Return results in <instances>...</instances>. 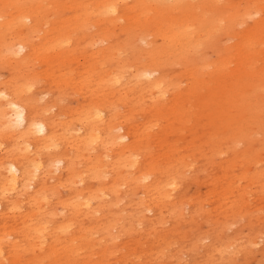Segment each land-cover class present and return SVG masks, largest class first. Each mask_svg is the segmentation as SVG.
I'll return each mask as SVG.
<instances>
[{"label": "bare ground", "instance_id": "1", "mask_svg": "<svg viewBox=\"0 0 264 264\" xmlns=\"http://www.w3.org/2000/svg\"><path fill=\"white\" fill-rule=\"evenodd\" d=\"M156 10L154 19L145 14ZM263 34L264 0H0V67L8 71L0 69V264H182V254L202 246L205 264L264 260V250L251 252L264 236L253 217L248 240L225 237L246 195L264 199V156L256 148L264 151V106L256 101L264 69L250 72L246 55ZM222 35L236 42L222 48ZM140 42L147 53L135 69L123 54L140 51ZM73 50L95 62L80 76L64 72ZM53 52L66 68L54 65ZM109 63L113 70L101 72ZM71 95L80 97L69 108L63 102ZM216 96L241 102L242 120L250 110L263 139L250 136L251 124L238 130L241 119L224 133L221 115L235 118L236 109L221 108ZM134 104L145 111L137 125L134 109L118 111ZM167 114L173 122L151 139L152 119ZM187 120L195 137L187 150L207 159L182 155L173 143ZM155 144L168 151L155 154ZM217 155L232 159L204 164ZM258 159L262 167L250 169ZM201 182L208 191L190 196L188 188ZM199 217L214 228L188 235L183 252L176 230Z\"/></svg>", "mask_w": 264, "mask_h": 264}, {"label": "rangeland", "instance_id": "2", "mask_svg": "<svg viewBox=\"0 0 264 264\" xmlns=\"http://www.w3.org/2000/svg\"><path fill=\"white\" fill-rule=\"evenodd\" d=\"M147 2V1H146ZM143 7L141 8V9H145L146 8V5H142ZM145 6V7H144ZM236 5H234V4H231L230 6H229V10L231 9V8H233V7H235ZM141 9H136L135 10V12H134V14L135 15H137L138 13L139 14H141ZM137 10H140V11H137ZM153 12V13H152ZM155 11H149L148 13H145V14H149L150 16H152V19H154V16L156 17L157 16V14H158V12H157V10H156V12L154 13ZM134 14H130V16L132 15V16H134ZM138 14V15H139ZM152 14V15H151ZM154 14V15H153ZM137 15V16H138ZM179 16V13L178 14H176V13H174L173 14V17H178ZM232 39V38H231ZM235 39L233 38L232 39V42H231V40H229V39H227L226 38V36H224V35H222L221 36V46H222V48H224V45H226L227 47H229V46H231V45H233L235 42ZM239 41V40H238ZM227 42H228V44L230 43V45H228L227 44ZM233 43V44H232ZM259 44V50H258V52L256 53V54H254L253 52V50H252V48L254 47V46H256V45H258ZM146 47L145 45L143 46V43L141 44V42H140V47ZM140 48V51H138V50H132V49H130L131 51H133V52H131L129 49H127V52H125L123 55H124V58H126L127 57V55H128V57H127V59H129L128 60V62H129V64L130 65H132V64H135V62H136V64L135 65H132V66H135V69H137V68H139V67H141L140 65H141V63L143 62V63H145L144 61V59L143 58H145L144 56H143V52H142V49H145V48ZM74 49V48H73ZM135 51V52H134ZM138 51V52H137ZM147 51V49H145V52ZM74 52H75V54H74ZM83 51H81V53H80V50H77V51H75V50H73V52H71V55L72 54H74V56L72 55V57H71V59H70V61H71V69L69 68V69H64V72H66V71H68L69 72V74H70V72L72 71V69H74V71H72L71 73H73V75L75 74L76 75V73H77V75L78 76H80L81 74H84L85 72L84 71H86L90 66H93L94 65V61L90 58L89 59V57L88 58H86L88 55H86V54H84V53H82ZM55 53V54H54ZM77 53V54H76ZM137 53H140V55L141 56H139V54L137 55ZM147 53V52H146ZM223 53H225V51H223L222 53H220V55L219 56H216V55H214V58H213V60L214 61H220V59H221V57H222V54ZM60 54V53H59ZM83 54V55H82ZM134 54V55H133ZM247 54H249V56L248 57H251L250 59H251V62H250V66H249V71L250 72H258L260 69H264V34L258 39V41L256 40L255 41V43H254V45L252 46V47H250L249 49H248V52L246 53V55ZM250 54H252V55H250ZM49 55H51V56H49ZM49 57L55 62V66H57L60 70L61 69H63V68H66L68 65H67V63H63V62H61V61H59L60 59H61V57L63 56V54H61V55H59V57L58 56H56V55H58V53H56V52H53V53H49ZM82 55V56H81ZM126 55V56H125ZM54 56V57H53ZM78 56H80V57H78ZM74 57V58H73ZM76 57H77V59H76ZM139 57V58H138ZM56 58H57V60H56ZM82 58H84L83 60H82ZM59 59V60H58ZM72 59H74L73 61L74 62H72ZM76 60V61H75ZM79 60V61H78ZM82 60V61H81ZM87 60H88V64L89 65H87V67H85V64H86V62H87ZM142 61V62H141ZM239 60L236 58L234 61L233 60H231L230 61V63L228 64V68H229V71H230V73L231 74H235V70L236 69H238V67H239V63L238 64H236V62H238ZM133 62V63H132ZM139 62V64H137ZM58 63V64H57ZM60 63V64H59ZM62 63H63V65H62ZM93 65H92V64ZM83 64V65H82ZM236 64V65H235ZM66 65V66H65ZM80 65V66H79ZM107 65H108V67H107ZM113 65V66H112ZM111 65V63H109V64H105L104 66L106 67H104V68H100V71L102 72V71H105V72H110V71H112L113 70V68H114V64H112ZM138 65V66H137ZM44 66V65H43ZM61 66H62V68H61ZM63 66H65V67H63ZM76 66H77V68H76ZM83 66L85 67V69H83ZM110 66V67H109ZM45 67V66H44ZM46 68V67H45ZM81 68V69H80ZM181 67H176V70H180V72H183L185 69H183V67L180 69ZM0 69H2L1 67H0ZM38 69H40L41 70V72H43L42 70L44 69V68H38ZM101 69H103V70H101ZM109 69V70H108ZM134 68H133V70H135ZM2 70H4V73L5 74H7V70H5V69H2ZM39 70V71H40ZM45 70V69H44ZM234 70V71H233ZM140 71V70H139ZM67 72V73H68ZM180 72H178L177 73V75H180ZM176 74V73H175ZM72 75V74H71ZM74 75V76H75ZM205 75H203L202 77H204ZM260 79V78H259ZM169 80H171L170 78H169ZM173 81H178L179 80V78L178 77H175V78H173L172 79ZM96 83L94 82V80H92L91 81V84H90V87H91V90L92 91H94L93 92V97H92V99H97L100 95L99 94H97V91H95L96 90V88H97V86L95 85ZM182 85H183V87H182ZM181 87L183 88H181V92H182V94H188L189 92H190V90H189V88H188V83H183V84H181ZM207 87L205 86V87H203L201 90H200V95L201 96H208L209 95V90H208V88L206 89ZM206 89V90H205ZM189 91V92H188ZM204 91V92H203ZM41 95H38L37 97L39 98ZM77 95H71L69 98H67L64 102H63V105H64V103H67V105L65 104L64 106H66V107H69V108H72L74 105H76V103H77V100L75 101V98L77 99L78 98V96L76 97ZM73 97V98H72ZM75 97V98H74ZM80 97V96H79ZM71 99V100H70ZM215 100H216V102L218 103V104H220V107L221 108H231V109H236V113H235V115H236V117L235 118H233L232 117V114L234 113L233 111L232 112H230L229 113V115H227V114H222L221 115V120H220V124H221V126L223 127V129H225L224 130V133L225 132H227V130L228 129H231V128H233V127H230V125H231V123H232V121H233V119H236V121L234 122V125H236L237 126V124L240 122V119H241V114L239 115V109H237V106L241 103V102H239L238 104H234L233 103V101L231 100V96H226V97H224V99L222 100V102H221V100L219 101V96H216L215 98H214ZM68 101V102H67ZM192 105H194V106H198L199 105V103H200V101L197 99V98H194V97H190L189 98V100H188ZM243 101H244V99H243ZM256 101L258 102V101H260V103H261V105L262 106H264V90H259V93H258V95H257V97H256ZM141 102H143V101H141ZM186 102H187V100H186ZM166 106V105H165ZM165 106H162V108L163 107H165ZM169 107H170V104L168 105ZM121 108V109H120ZM119 109H118V111L121 113V114H127L129 111H130V109H134L135 110V112H134V115H135V118H134V120L133 119H131L132 120V122L135 124V125H137L140 121H142L143 119H144V117H143V115H142V112H145V111H142V108L143 107H141V106H137V104H134V105H131V106H129V107H126V108H123V107H120ZM123 109H125V110H123ZM121 110V111H120ZM126 111V112H125ZM243 115L246 117L244 120H242L243 122L242 123H240L241 125L240 126H238V127H240V128H238L237 127V129L238 130H241L244 126H249L250 124H251V126H250V129H249V133H250V136L253 138V139H255V140H262L263 139V135L261 134V132H262V130L259 128V127H257V121H254L253 123H251L252 121H253V118H254V116L252 115V113H251V111L250 110H248L247 109V112H245V113H243ZM188 120H190L189 118H188ZM187 120V122L185 123V125H184V127H179V131H178V136L177 137H172V140H173V143H175V145H176V147L178 146L179 147V151H180V153L183 155H195V157L194 158H196V160L198 159V161H200V159L199 158H205V159H207V157H205V156H198L197 154H195V153H191V152H189V150H187L189 147H192V142H194V139H195V137H192L193 136V131L191 130L190 131V128L192 127L191 126V124H190V122ZM228 120H230V122H229V124H228ZM173 122V118H172V115L171 114H167V115H164V116H160V117H158V118H154V119H152V123H150L149 124V126H151L152 127V125L153 126H155L153 129L151 128V129H148V131H150V136H151V139H156L155 137L157 136V134H159V132L162 130H164L166 127H168V126H170L169 124L170 123H172ZM157 123V126L155 125ZM186 124H188V125H186ZM253 124H256V126L254 127V125ZM235 126V127H236ZM234 127V128H235ZM233 128V129H234ZM235 130V129H234ZM145 131V130H144ZM161 131V132H162ZM160 132V133H161ZM182 135V136H181ZM217 136V135H216ZM221 136H218L217 137V139H219ZM211 138H208L207 140H206V142L208 143L209 142V140H210ZM214 140V139H213ZM154 142H152V144H153ZM262 147V144L261 143H257L256 144V148L257 149H259V152L264 156V151H260V148ZM153 150H154V152H155V154H164V153H166L167 151L166 150H164L162 153H160L161 152V148H159L158 147V145H153ZM242 149H240L239 151H241ZM227 158H231L232 159V157L229 155V156H224V155H217V157H213L212 158V160H210V162H204V164H209V166L211 167H214V166H216V165H219L220 163H224L226 160H228ZM193 158H188V161L189 162H193ZM213 161H215V163H213ZM247 163H249V160L248 161H246ZM257 163V164H256ZM200 163H198V165H199ZM262 165H263V163H262V160L261 159H258V160H255V162H254V165L252 164L251 166H249L250 167V169H255V170H259L261 167H262ZM212 170V172H213V175L215 174V172H216V170L215 169H211ZM230 172H231V175L233 176V177H235V176H237V174L239 173V171H238V165H232V167L230 168ZM202 175L203 176H205L206 174L205 173H201V177H202ZM195 185H191L189 188H188V190H187V192H188V194L191 196V195H194V198H195V196H196V192L197 191H199V193H202V194H205L207 191H208V188H209V186H206V185H204L202 182L201 183H199V184H196V183H194ZM234 185H240V187L243 189V190H245V189H248L247 188V183H244V182H242L241 184H239L238 182H237V180H236V182L234 183ZM212 189V188H211ZM242 190V191H243ZM249 195V196H248ZM248 195H246V197H247V200H243L240 204H239V208H238V210H233L234 211V213H233V215L235 216V219L234 220H237L238 222V224L236 225V226H233L232 227V229H228L226 232H225V237H227V238H230V237H233V238H236L237 239V237H245L243 240H241V241H246V240H248V235H250V233H249V231H248V229H247V226H248V224H249V220H248V218H250V217H253V218H251L252 219V221L253 220H257V221H259V223H262V224H264V199L263 200H260L259 198H258V196H256V195H254V193H250V194H248ZM260 198H263L262 196L260 197ZM187 209V208H186ZM206 210L207 211H209L210 213H212L213 211H212V208L211 207H206ZM188 211V210H187ZM149 216L151 217V214H149ZM255 216V217H254ZM219 218V216H217L214 220H216V219H218ZM209 225H211L213 228H214V225H213V223L211 224V223H209L208 222V220H207V218H202V217H199V218H197V219H195V220H193V221H191V222H189V223H187V224H185V225H182V226H180V228H178L177 230H176V233L177 234H179L180 236H181V238H182V241L181 242H177V244L180 246V248H181V250L183 251V252H187L186 251V244H188V245H190V243L187 241L188 240V238H187V236L188 235H200V234H206V232H207V230L209 229ZM263 230H264V228H263ZM236 236V237H235ZM259 236V235H258ZM184 238V239H183ZM208 242H210L209 240H207V241H205L204 242V244H207ZM203 242H201V244H202ZM202 247H204V246H202ZM200 248V249H194V248H191V249H189V253L188 254H186V253H184V254H182V256H181V262H182V264H194V262H200L201 264H205L206 263V261H205V255H206V251L204 252V250H203V248ZM261 250H264V236L262 237V239L261 238H259L258 239V244H257V246H255V245H253L252 247H251V252L252 253H258V252H260ZM204 255V256H203ZM203 256V257H202ZM261 261V262H260ZM260 261H258L257 260V258H249V259H246V260H244V261H241L240 259H237L236 260V263H238V264H240V263H243V264H264V260H260ZM174 264H178L177 262H175Z\"/></svg>", "mask_w": 264, "mask_h": 264}]
</instances>
